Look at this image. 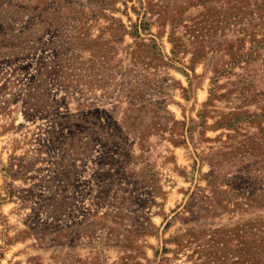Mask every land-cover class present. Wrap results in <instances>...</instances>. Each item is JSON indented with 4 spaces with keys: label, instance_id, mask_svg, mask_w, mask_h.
<instances>
[{
    "label": "rangeland",
    "instance_id": "obj_1",
    "mask_svg": "<svg viewBox=\"0 0 264 264\" xmlns=\"http://www.w3.org/2000/svg\"><path fill=\"white\" fill-rule=\"evenodd\" d=\"M0 264H264V0H0Z\"/></svg>",
    "mask_w": 264,
    "mask_h": 264
}]
</instances>
